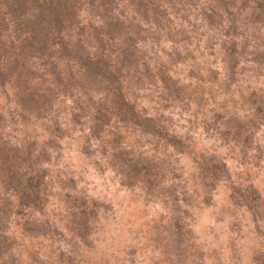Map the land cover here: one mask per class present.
<instances>
[{
    "label": "clouds",
    "instance_id": "obj_1",
    "mask_svg": "<svg viewBox=\"0 0 264 264\" xmlns=\"http://www.w3.org/2000/svg\"><path fill=\"white\" fill-rule=\"evenodd\" d=\"M8 2L0 264H264V0Z\"/></svg>",
    "mask_w": 264,
    "mask_h": 264
},
{
    "label": "rangeland",
    "instance_id": "obj_2",
    "mask_svg": "<svg viewBox=\"0 0 264 264\" xmlns=\"http://www.w3.org/2000/svg\"><path fill=\"white\" fill-rule=\"evenodd\" d=\"M35 2V0H34ZM221 3H223V0H221ZM262 8H264V4L260 5ZM140 7H143V4L140 5ZM28 10V4L24 6H18L16 8H12L9 11L11 12L12 16L15 18L17 16H22L26 11ZM41 19H43V17H41ZM210 22L212 21V17H209ZM56 24L59 25L60 24V20H59V16L57 15V19H56ZM35 25H37L38 27H35ZM0 27L3 28H7L6 24H3L2 21H0ZM110 27H118V26H110ZM17 28L22 30V31H31L34 32L33 34H31V36H33V38L35 39L34 42L31 43H26L27 39L24 41V47L21 49L22 52L24 51H29L31 52L33 55L35 54H39V56L41 58H43L45 55L48 54V48H49V43H55L58 41H62L60 40L57 36L54 35L53 31L51 30V28L49 29H43L39 27V24H32V25H22V24H18ZM93 38H97L98 36H95ZM129 39H131V37H129ZM36 43L39 44V47H36ZM64 43V42H63ZM65 44V43H64ZM103 47V45H101ZM63 50L64 54H67L68 49L63 48L61 49ZM231 51H235V49L233 48ZM125 59L127 60L128 57L127 55L125 56ZM54 70V69H53ZM27 103V101H26ZM15 177H13L14 179ZM42 179V177L40 178ZM39 181H37L38 183ZM34 180L32 178L29 179L28 181V185L31 187L33 186ZM27 194L25 193V196ZM24 206V198H21V208ZM250 210H251V206H250ZM25 231H27V229H25Z\"/></svg>",
    "mask_w": 264,
    "mask_h": 264
},
{
    "label": "trees",
    "instance_id": "obj_3",
    "mask_svg": "<svg viewBox=\"0 0 264 264\" xmlns=\"http://www.w3.org/2000/svg\"><path fill=\"white\" fill-rule=\"evenodd\" d=\"M26 4H27V0H9L7 7H8V9L10 10V9H12V8H16V7H18V6H24V7H25ZM50 11L55 12L54 9H50ZM58 16H59V15H58ZM19 17H20V16H17V17H15V18H16V19H19ZM39 19H41V18H39ZM35 27H38V26L35 25ZM83 31H84V30L81 29V32H83ZM33 33H34V32H32V30H31V34H33ZM96 39H97V38H96ZM34 41H35V39L33 38V36H30V38L27 39V42H26V43H31V42H34ZM55 44H58L60 49H63V48L66 49V48H67V45L64 44L63 41L55 42Z\"/></svg>",
    "mask_w": 264,
    "mask_h": 264
}]
</instances>
